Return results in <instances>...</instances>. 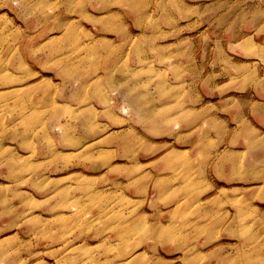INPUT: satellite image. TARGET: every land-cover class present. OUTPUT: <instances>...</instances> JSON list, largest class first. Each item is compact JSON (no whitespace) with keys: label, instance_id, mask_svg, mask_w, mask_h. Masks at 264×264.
I'll return each mask as SVG.
<instances>
[{"label":"rangeland","instance_id":"1","mask_svg":"<svg viewBox=\"0 0 264 264\" xmlns=\"http://www.w3.org/2000/svg\"><path fill=\"white\" fill-rule=\"evenodd\" d=\"M0 264H264V0H0Z\"/></svg>","mask_w":264,"mask_h":264},{"label":"bare ground","instance_id":"2","mask_svg":"<svg viewBox=\"0 0 264 264\" xmlns=\"http://www.w3.org/2000/svg\"><path fill=\"white\" fill-rule=\"evenodd\" d=\"M6 82L12 84L13 83V80L12 79L6 80Z\"/></svg>","mask_w":264,"mask_h":264}]
</instances>
